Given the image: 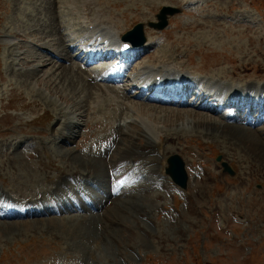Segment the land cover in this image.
Returning <instances> with one entry per match:
<instances>
[{"label": "rangeland", "instance_id": "rangeland-1", "mask_svg": "<svg viewBox=\"0 0 264 264\" xmlns=\"http://www.w3.org/2000/svg\"><path fill=\"white\" fill-rule=\"evenodd\" d=\"M71 1L73 0H0V202H5L6 197L2 193L7 192L20 202L26 196L34 198L42 205L44 203L41 199L46 198L58 207L60 194L61 198H69L70 195L79 197L80 193L83 202L85 197L93 198L96 209L100 211L87 209L79 213L60 211V216L53 214L30 218H0V264H264V164L253 161L260 162L257 156L247 157L246 144L233 136L225 134L221 139L216 134L212 137L216 138L215 140L210 137L205 139L201 136L203 129L190 125V112L228 124L229 121L221 119L218 114L208 115L206 111L188 107L159 106V103L146 102L142 98L138 101L132 98L135 94L129 91L131 94L127 95V98L132 102L131 112L128 116L125 112V117L122 113L121 119L114 123L123 125L125 120L129 121L130 116L131 119L134 118L137 112L138 117L143 122L147 121L157 134L180 133V136L177 134L179 139L168 145H172L174 154L179 155L184 162L188 178L186 189L178 193L179 190L169 178L171 188L160 189L150 177L137 184L132 183L131 186L139 189L129 195L120 196L121 201H118L115 200V192L109 191V180H104L102 175L105 172L111 173L112 168L108 163L105 165L99 162L96 165L102 176L96 173L97 176L91 182L84 179L83 182L76 181L77 184L68 185L67 189L60 187L62 191L59 193L55 191L60 186L59 171L64 172L65 162L66 165L77 169L87 168L90 161L77 155H85L84 149L92 145L96 146L92 147L98 150L97 152L107 154L109 146L101 144L98 139L108 134L114 120L112 112L118 105L108 107L104 106V103L100 104V101H106L107 97L115 99V102L123 99L119 92L118 95L114 94L115 98L114 95L110 97L102 94L100 100L96 99L97 87H94L90 80H86L87 74H84L85 70L78 68L79 62L74 66L67 55L59 57L61 59H53L47 54L45 47L56 52L61 50L57 39L64 34L63 30L56 31V25L60 24L58 21L69 23L71 36L73 31L81 32L78 27L81 15L78 13L75 20L72 17L80 9L81 2L77 1L78 5L73 2L69 10L70 13L73 12L70 20L66 8ZM96 1L95 10H98L99 6L107 8L110 16L115 18L117 28L124 30L123 33L137 23L146 25L145 22L153 20L161 8L160 3L181 9L179 14L169 18L166 29L156 32L151 28H144L146 39L150 34L152 38L156 37V44L154 43L150 50L151 56L147 58L144 55L134 61L131 64L133 68L141 65L143 60L156 64V60L161 59V56L169 58L172 55V63L182 69L184 67L186 71H192L195 75L218 77L216 72L223 71L225 74L229 73V76L217 79L236 82L240 86L248 82L264 86V0ZM55 12L59 14V18ZM48 27H52L51 30ZM20 34L24 36L20 37ZM67 44L73 42L68 41ZM19 52L25 53L24 59L16 56ZM39 56L51 59L56 62V66H44L39 61ZM68 63L73 65L75 70L78 69L76 72L79 73L67 71ZM231 72L235 73L230 76ZM50 89L60 91L55 95ZM76 90L80 91L72 98ZM73 99L83 101L81 108L85 106V112L80 111L83 115L75 112ZM93 105H101L99 108L102 109L96 110ZM183 108H186L185 111ZM189 109L192 111H188ZM168 110H177L182 114L179 117L168 115ZM65 119L76 122L78 126L75 139L69 144L59 143L57 134L60 131L66 132L67 127L63 129L57 122L64 123ZM95 119L106 125V131H99L95 127L88 129L86 124L94 123ZM28 121L32 123L28 125ZM241 127L255 135L259 129H264V122L256 128L245 125ZM85 135H89V139L80 142ZM31 139L45 142L47 153L40 158L32 157L31 153L30 156V151L25 148V141ZM228 143L236 144L240 150L239 154L237 152V155L234 154L230 158L226 156ZM77 144H81L82 151L76 147ZM69 148L76 156L66 154ZM39 159L43 163L39 162ZM105 160L107 162V159ZM221 163L231 168L232 176L224 173ZM40 164H44V167ZM165 167L166 164L161 169L162 177L165 176ZM250 167L254 172L248 170ZM246 173L248 175H243ZM108 191L109 195L112 194L111 200L113 198L116 203L115 207L105 206L109 197ZM72 198L74 197H71L70 201ZM62 201L70 203L65 198ZM77 201L79 202L78 199ZM103 212L108 213L105 214L106 217L110 216L118 223L122 220V224L131 225L135 235L125 239L124 236L131 235L132 231L120 227L119 243L115 240L104 241L100 226L105 219ZM143 213L149 215L147 217H151L153 222L148 223V220L143 218L147 222L145 224L141 219L143 224L139 219ZM49 219L73 221L48 222ZM2 220L7 223H1ZM135 221L139 222L138 226ZM92 224L90 231L96 238L90 239L88 236L92 233L88 228ZM131 248L137 249L136 255L129 251ZM93 252L95 253L92 254ZM116 252L122 256L116 255Z\"/></svg>", "mask_w": 264, "mask_h": 264}, {"label": "bare ground", "instance_id": "bare-ground-1", "mask_svg": "<svg viewBox=\"0 0 264 264\" xmlns=\"http://www.w3.org/2000/svg\"><path fill=\"white\" fill-rule=\"evenodd\" d=\"M77 1L79 3L81 2V7H80V9L78 8L79 10H77V12L74 13L72 17H73L74 20L77 19V17H78L77 15L79 13V15H81L80 16L81 19L84 20V26H82L83 27V36H84V39L88 40L85 44H87L91 39H94L93 43H99V41H102V40L108 42V44H111V43L112 44H118V43L122 42L121 41V35L123 34V31L124 30L121 29V28L120 29L117 28V24L115 22V18L112 17V16H110V13H109V11H108L107 8H101L99 6L98 10H95L96 9L95 6L97 4L96 3L97 2L96 0H82L83 2L81 0H73V1H71L72 4L69 3V6L67 5L68 7L67 8L65 7L66 10H68L67 11V15L70 17V20H72L71 15H72L73 12L70 13L69 10H71V7L73 6V2H76L77 3ZM77 5H78V3H77ZM160 5H164V4L160 3ZM167 6H169V5H167ZM74 7H76V6L74 5ZM102 7H104V6H102ZM52 10L54 11V9H52ZM55 13L58 14L57 12H55ZM75 14H76V16H74ZM54 16H56V15H54ZM56 17L59 18V14ZM144 17H147V16H144ZM211 17H213V16H211ZM50 19H52V18H50ZM209 19H211V18H209ZM213 20H214V18H213ZM54 21H55V19H54ZM60 21H58L60 24H57L56 25V27H57V30L56 31L59 32L60 30H65V31L67 30L69 32L70 28L68 27V23H65V25H64ZM217 21H218V19H217ZM55 22H57V21H55ZM62 22H65V21L62 20ZM148 22H150V21L148 20ZM237 22H239V21L237 20ZM81 24H82V21H81ZM51 28H49V29L51 30ZM75 28H77V27H75ZM247 28L250 29L249 26ZM73 30H74V28H73ZM81 31H82V29H81ZM71 32H72V30H71ZM21 36H24V34H20V37ZM68 37H69V33H66L64 36H61V38H58L57 39V42L61 46V50L59 52L52 51L51 48L49 49V48L45 47L47 54H50L53 59H61L59 57H61L63 55H67L69 61H71L72 59L80 60V58L83 55V53H80L79 52L78 54H76V56H71V55H72L73 49L76 48V47H81L82 43L79 42V41H77V40L74 41V42L71 39L68 40ZM51 38H52V36H51ZM53 38H54V36H53ZM64 38H65V41H64ZM97 38H99L98 42H97ZM155 38H152L150 36V34H149V36L147 37V39L145 41V44L143 46L134 47V48H136L135 50L137 51V53H136L137 55L134 57V60H139L142 57V55L143 56L145 55L147 58H149L151 56V52H148L147 50L148 49L150 50V49H152V47H154V46H151V45L155 43ZM68 41L73 42V44H67ZM64 43H65V45H64ZM108 48H109V46L106 45V50H108ZM161 49H163V48H161ZM43 51H45V50H43ZM155 52H157V50ZM171 54L172 53H167V55H171ZM16 56L18 58L19 57L20 58L21 57L23 58L25 56V53H20L19 52L18 55H16ZM103 56H105V55H103ZM137 56H139V57H137ZM39 57H40L39 61L41 63H43L44 66H46V65L56 66V62L52 61L51 59H48V58L46 59V58H44V56L43 57L42 56H39ZM110 58H111V56L106 57V58L101 57L99 59H96V62L98 63V62H102V61H107V60H110ZM31 59H33V58H31ZM172 59H173V56L172 55L169 56V58H168V56H161V59L158 58V61L156 60V64H153V63L150 64L148 62L147 63H144L141 66H138V67H135V68L131 69L129 74H125L124 71H122L121 73H119V74H117L115 76H110L109 75L110 72H107L106 71V68L105 67H102L100 70H98L99 68H96L92 72L88 73L87 76L85 75V77H87L86 80H90L91 81L90 83H93L96 87H98V91L96 90L98 94L95 93V95H96V99H99V100H100V97L102 96V94H105V93H107L108 95L112 94V96L114 94H117L118 95V93H117L118 91L116 89H114V88H103V87H101L100 86V83L101 82H105L108 79L112 78V79L118 80L121 83H125L126 86L124 88L121 87V86L119 87V92L122 95V98L123 99L121 98L122 99L121 102L116 99L117 102H115L114 101L115 99L113 100V99H109L107 97V100L106 101L102 102L104 99L102 101H100V104H103L104 103V106L106 105L108 107H112L114 105L116 107L118 105V107L117 108H114V111L112 112V119H114L113 120L112 127L109 128L108 134H105L104 137H102V138L99 139V141H102V142H104V144H106L107 146H109V148L107 149V154L106 155H103L102 153L97 152L98 150H96V149H94V147H92V146H95V145H92L90 148L88 147L87 149H84V151L86 152V153H84L85 155H83V154L77 155V157H81V158H84V159H87L88 161H90V164H89L90 166H88L87 168L77 169L75 167H71V166L66 165L67 162H65L63 164V166H64V168H63L64 169V172L62 173V171H59L61 177H58V179L61 180V182H60V186L55 190V191H57V193H59V192L62 191V190H60V187L64 190L65 188L68 187V185L71 184L72 181H81L82 179H86V180L92 179L93 180L95 178V176H97V175L98 176H102L103 175L104 176V180H106V178H107V180H109L110 182H115L116 183V188L115 189L112 188L111 193L112 192H115V197H116L115 200H118V201H121V200H119V197L120 196H122V195H129V194H131V192H134L135 190L139 189V188H137L135 186H131V184L132 183L137 184V182L139 180H141L142 177L144 179L145 178L152 177L153 180L155 181L156 185L159 186V188H162V189L166 188V190H168L169 187L172 186V185H170V181L171 180L169 181V179H168L169 177L166 174H165L164 177H162V171H161V169L163 168V165L165 164V161H166L167 157L169 155H171V154H174V151L172 150L173 149L172 148V145L171 146H169V145L172 144V142L174 143L175 141H177L179 139L180 133L177 132V134H179V136L177 134H175V133L174 134H167V133H165V134H161V133L160 134H157V133H155L153 131V128L151 126H149V124H148L147 121H144L143 122L138 117L137 112L135 113V111L133 112V113H135V117L133 116L134 118L131 119L132 116H130L129 121H127L123 127H121L118 123H114V122H118L116 120L121 119V117L123 116L122 113H124V117H125V112L127 114L126 116H128L130 114L129 112H131V107H132L131 106V103L132 102L131 101H128V98H127V95L129 93V91H135L136 92L135 93V97H138V98H139V96L141 94H143L139 90L135 89V87H133V88L130 87L131 84H133L134 81H136V80L139 79L140 81L142 80L145 85H148L149 86V85H152V82H153L151 79H155L157 76H161V77L164 76L166 78L169 75H173L174 73L175 74H178L180 76L181 75L182 76H186L185 79L188 80V78H189L188 77V74H186L185 73L186 71L183 70L185 68L183 67V69H181L182 67H180L176 63H172L173 61L172 62L170 61ZM27 60L29 61V59H27ZM159 60H161V61H159ZM91 61L92 60H90V61L88 60L89 63H92ZM152 61H154V60H152ZM62 68L66 69L65 67H62ZM74 68L75 67L73 65H71V64L69 65L68 64L67 71H69V72L70 71L71 72H76V70L78 71V69L75 70ZM78 68H80V67H78ZM34 71L37 72L36 70H34ZM234 73L235 72H231L230 73V76H232ZM84 74H86V72ZM216 74L218 75V77L220 79H223L224 77L229 76V73L228 74H225V73H223V71L222 72H219V73L216 72ZM216 74H215V76H217ZM204 76L202 77V79L205 78ZM46 78H49V77H46ZM217 78H215V77L213 78L212 77V79H210L208 81H211L214 84H216L217 86H219L220 91H221L222 94L228 93V94L235 95V96H233L232 99H230L228 97V100L227 101L229 102L230 106L235 107L238 112H242L243 113V115H244L243 120L245 118H247V116L250 117L251 116L250 111L246 112L244 106H241L240 104H236L235 105V103H232V101L233 100H236V97L237 96H242V95L245 96V97L251 98V96L254 94V89H256L254 87L255 85H253V84H251V83L248 82L245 85H242V86L239 85L238 86V84H236V82L235 83H230L231 81L230 82L227 81V83H226V82H224L225 80L223 81V80H220V79H217ZM50 79H52V78H50ZM173 81L174 82L182 83L184 80H173ZM222 82H224V83L221 84ZM46 87H48V86H46ZM260 88H261V94H262L260 98H262V97H264V86H261ZM177 89H178L177 92H176L177 94H180V93L183 92V88L182 89L177 88ZM246 90H247V95H246V92H245ZM50 91H53L55 93V95H56L57 93H59L60 89L59 90H51L50 89ZM78 91H80V90H78ZM78 91L76 90V92L73 94V97L72 98L76 97V94L78 93ZM96 91H94V92H96ZM121 95H120V97H121ZM91 97L94 98V96H91ZM114 98H115V95H114ZM125 98H127L126 101H128L127 103H129V104H127L126 102H124L125 101ZM255 99H259V98H255ZM146 100L158 102V103H161V104H167V105H180L178 102L174 101L171 97L168 98L166 102H162L161 99L158 98V97H156V98L155 97H152V98H149V99H146ZM73 101H74V99H73ZM75 101H74L73 104L76 107V110H75L76 113L77 112H80L81 110H83L85 108V106H84L83 109L81 108L82 107V102H83L82 100H78L76 102ZM92 102H93V100H92ZM195 102H197V101H195ZM97 104H99V102ZM193 104H187V103H185V105L192 106V107H188V108L205 110L206 112L208 111V109L204 105L205 104L204 102L203 103H200L198 105H195V106ZM99 106H101V105L94 106V107H96V110L97 109L98 110L102 109V108H99ZM258 106H260L261 107V111L264 112V105H260L259 104ZM34 107H35V105H34ZM133 107L135 108V106H133ZM166 107H168V106H166ZM185 109H184V111H185ZM124 110H126V111H124ZM150 110L151 109H149L148 111L150 112ZM122 111H124V112H122ZM168 111H167V114H168ZM179 111H181V110H179ZM188 111H192V110L189 109ZM65 112H66V114H68L67 111H65ZM84 112L85 111L83 110V113ZM193 112H196V111H193ZM230 112L234 114V112H232V110H230ZM245 112H246V114H245ZM80 113L83 115L82 112H80ZM105 113H106V111H105ZM158 113H160V112L158 111ZM172 114L174 116L179 117L182 113L178 112L177 110H170L168 115H172ZM215 114H217V113H215ZM82 115H79V116L82 117ZM208 115H209V113H208ZM174 116H172V117H174ZM98 117H99V115H98ZM167 117H170V116H167ZM126 118H129V117H126ZM189 118H191L192 119V122H193V123L192 122L190 123L191 126H193L195 128H201V129H203V132H202V135H201L202 138L210 139L214 135L218 134L219 137L221 139H223L222 138V135L223 136H226L225 134H229V135L233 136L235 139H237V140H239V141H241V142H243V143L246 144L245 148L247 149V152H248L247 157L249 156L251 158L250 155L257 156L259 158V161L260 162H257L255 160H253V161L256 162V163H258V164H261V165L264 164V148H263V146H264V132H263L264 129H259L257 132H255L256 133L255 135H251L250 133H248L246 131V129L244 127H241V126H238V125H234L235 122H236V120H235V118L233 116H231L229 118V119H232L233 120V123L230 124V125H229V123L228 124L221 123V122L218 123L215 120L209 118V116L207 117L205 115L196 114V113L193 114L192 112L189 113ZM63 119H64V117H63ZM247 120H248V122H247L248 125H252L253 123H256V121H258V119H256L255 121L251 122V119L250 118H248ZM261 120H262V118H261ZM28 122H29L28 125L30 123H32V121H28ZM64 124L67 126L68 130L66 132H61L60 131V132L57 133V134H59V143L69 144V143L73 142V139H75L74 136H75V134H77L76 133V129H77L78 126H77V123L76 122H73V121H71L69 119L68 120L65 119L64 120ZM241 124H242V122H241ZM86 126L88 127V129H91V128L95 127V128H98L99 131H106V125H104L101 122V120L100 121H97L96 120L92 124L88 123V124H86ZM21 128H23V127H21ZM89 132H90V130H89ZM243 135H244V137L241 138V136H243ZM89 137H90L89 135H85L83 137V140L80 141V142H86L89 139ZM208 137H210V138H208ZM51 138H52V140H55L53 137H51ZM212 139L215 140L216 138H212ZM141 140H142V142H140ZM163 142L168 143V144L170 143V144L168 145V147H164ZM248 142H249V145H248ZM25 147H26L27 150H29L31 152V154L32 153H37L40 156L42 154L45 155L47 153V151H48V148H47V145H46L45 142H38L37 140L35 141L33 139L26 141ZM76 147L78 149H81V151H82L81 144H77ZM70 149L71 148H69L68 150H66L67 151L66 154H69V155H72L73 154L74 155L73 150H70ZM228 149H227L228 150V153H227L226 156H228L229 158L232 157L234 154L237 155V152H238V154L240 152V150H238V147L236 146V144H229L228 143ZM31 154H29V155L31 156ZM74 156H76V155H74ZM104 158L107 159V162H106V160ZM9 161H11V160H9ZM99 162H102L105 165H106V163H108L109 164V167L110 166H113V168H114L113 172L107 173V172L104 171L105 172L104 174H102V175L99 174V167L96 165V163H99ZM40 165L42 167H44V164H40ZM251 167L248 170L252 173V172H254V170L251 169ZM96 173H97V175H96ZM243 175H248V174L246 173V174H243ZM201 180H202V183H203L204 180L202 178H201ZM11 193H13V192H11ZM15 193H17V192L15 191ZM2 194L4 196H6V198H7V203L6 204H1L0 203V218H3V219H13V218H16V217H21L24 214V212H25V216H27V217H29L30 215H36V216H38V215H40L42 213H47L48 211L60 213V209L56 205H48L47 206V209L45 211V210H42V209L39 208L40 207L39 206V203H38L37 200H34V198L33 199L32 198H27L25 196V199L20 202L17 199H13V197H11L7 192H3ZM111 196H112V194H111ZM87 198L88 197H85V199H87ZM150 198H151V196H150ZM4 199H2V200H4ZM144 199H146V198H144ZM90 200H91V203H92L91 204V207H95L96 206V202L94 201V199L92 198ZM112 200H113V198H112ZM41 201L43 203H45V204L48 203L46 198H42ZM77 202L78 201L75 198H72L71 204L70 203H65V202L62 201L64 207L66 209H68L69 211H71V212H75L76 209L74 208L73 203H77ZM32 203H34V204H32ZM78 203L80 204L82 210L85 209L84 208L85 202H84V204L83 203H80V202H78ZM105 214H108V213H105ZM105 214H104V212L102 213V216L105 217L104 221L102 220L103 221L102 222L100 220L102 222V224L100 225L102 227V229L100 228L101 229V233H102L101 236H102V239H104V241L108 242V241H111V240H115V241L118 242L119 241L118 231L120 230L119 229L120 227H123V228H126V229H131V231H132L131 232V235L124 236L125 239H129L134 234L135 231H133V229H132L133 227H131V225H127V224L124 225V224H122L121 223V222H123L122 220H121V222L119 221V223H118L117 220L115 221V220L111 219L110 216H107L106 217ZM145 215H146L145 213L142 214V216H145ZM95 218H97V217H95ZM56 220L57 221H64V222L65 221H71V222L73 221V220H67V219H55V220H50L49 219L48 222H52V221H56ZM97 221H99L98 218H97ZM140 221L142 222L141 219H140ZM1 223H7V222H6V220H2ZM135 223L138 226L139 222L138 221H135ZM92 226H93V224L88 228L89 231L91 230ZM110 227H111L112 230L111 229L109 230ZM138 229H139V227H138ZM90 233H92V234H90V236H88V238H90V239L96 238V235L94 236V234H93L92 231H90ZM125 249H127V247ZM89 252H88V254H89ZM94 253L95 252H93L92 254H94Z\"/></svg>", "mask_w": 264, "mask_h": 264}, {"label": "water", "instance_id": "water-1", "mask_svg": "<svg viewBox=\"0 0 264 264\" xmlns=\"http://www.w3.org/2000/svg\"><path fill=\"white\" fill-rule=\"evenodd\" d=\"M178 11L173 8L163 7L156 15L157 23L149 22L148 26L155 30H162L167 26V17L176 14ZM143 25L137 24L131 31L127 32L123 36V40L130 41L135 45H142L145 41L143 35ZM169 167L166 169V173L169 174L173 181L180 186L184 187L186 182V175L183 169V163L181 159L174 155L167 159ZM225 166V165H224ZM226 172L231 173L229 168H225Z\"/></svg>", "mask_w": 264, "mask_h": 264}]
</instances>
